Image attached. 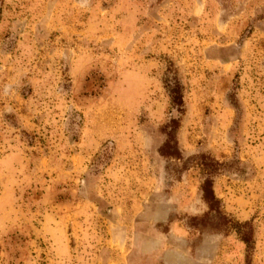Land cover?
Segmentation results:
<instances>
[{
	"label": "rangeland",
	"instance_id": "obj_1",
	"mask_svg": "<svg viewBox=\"0 0 264 264\" xmlns=\"http://www.w3.org/2000/svg\"><path fill=\"white\" fill-rule=\"evenodd\" d=\"M0 264H264V0H0Z\"/></svg>",
	"mask_w": 264,
	"mask_h": 264
}]
</instances>
